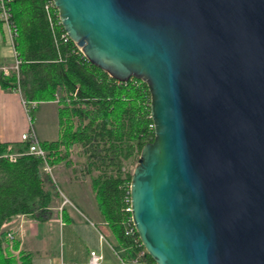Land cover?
<instances>
[{
	"label": "water",
	"instance_id": "obj_1",
	"mask_svg": "<svg viewBox=\"0 0 264 264\" xmlns=\"http://www.w3.org/2000/svg\"><path fill=\"white\" fill-rule=\"evenodd\" d=\"M84 56L144 81L130 183L156 264H264V0H53Z\"/></svg>",
	"mask_w": 264,
	"mask_h": 264
},
{
	"label": "trees",
	"instance_id": "obj_2",
	"mask_svg": "<svg viewBox=\"0 0 264 264\" xmlns=\"http://www.w3.org/2000/svg\"><path fill=\"white\" fill-rule=\"evenodd\" d=\"M45 1L10 0L9 5L18 31L15 48L21 60L23 95L59 104V136L40 140L48 151V161L52 165L78 163L90 181L100 217L118 246L125 249L122 257L144 249L142 260L156 264L140 239L125 234L123 223L130 215L126 207L132 176L122 170L123 165L138 157L144 144L154 139L148 86L137 78L127 82L115 79L90 62L75 42L62 38L65 29L57 24V18L54 26L50 25ZM0 85L17 88L16 72H1ZM13 143L20 149L29 145L0 141V154ZM74 150L78 158L73 161ZM58 194V184L44 170L42 158L23 154L13 162L0 157V264H33L30 252L13 253L10 246L18 249L19 242L3 225L17 214L48 218L52 198Z\"/></svg>",
	"mask_w": 264,
	"mask_h": 264
},
{
	"label": "crops",
	"instance_id": "obj_3",
	"mask_svg": "<svg viewBox=\"0 0 264 264\" xmlns=\"http://www.w3.org/2000/svg\"><path fill=\"white\" fill-rule=\"evenodd\" d=\"M14 59L10 39L0 21V67H11ZM13 71L10 69V73ZM23 98V93L17 88L5 89L0 85V141L19 142L21 134L29 129L30 114L22 102ZM40 104L47 105L45 110L41 106L39 108L46 121L49 113L52 116L56 114L57 124L55 130L53 124L50 127L46 124L44 129H36L38 136L40 140H55L59 136V104L55 100L41 101L36 107ZM77 158L76 155L72 160ZM81 176L86 180H62L64 189L58 185L59 194L52 198L48 218L17 214L3 225L13 234V239L19 242L18 249L10 246L15 255L20 250L28 251L32 254L33 264H91L90 251L96 250L104 255L99 264H120L125 249L118 246L113 232L100 217L89 179L84 174ZM99 231L105 234L106 241L101 242ZM133 256L124 259L133 264L130 262ZM140 264L150 263L142 260Z\"/></svg>",
	"mask_w": 264,
	"mask_h": 264
},
{
	"label": "built area",
	"instance_id": "obj_4",
	"mask_svg": "<svg viewBox=\"0 0 264 264\" xmlns=\"http://www.w3.org/2000/svg\"><path fill=\"white\" fill-rule=\"evenodd\" d=\"M44 8H46V14L48 16L50 25L52 27L54 26L56 18H57V24H61V21L59 18V13H58V10H57L53 0H46L45 4H44ZM0 21L2 22V24L5 27V31L9 37V39H10V42H11V45L13 48V53L15 56L14 63L11 65V67L1 66L0 69L6 75L10 73V69H13L16 72L17 76L19 77V71H18L19 70V64H18L19 59L17 57V51L15 48V41H14V35L16 34V25L12 20L11 8L7 7L2 2H0ZM61 36L64 40L71 39L66 31L62 32ZM78 48H80V47L78 46ZM80 50H81V48H80ZM133 78H135V77H132V79ZM137 79H135V82ZM22 102L26 108V111L29 112L28 101L25 98H23ZM34 103L37 104V102H34ZM28 115H29V113H28ZM29 118H30V127L27 131H25L21 134V140L23 142H29L27 150L22 151V152L21 151H14L9 146L7 152H5L4 154H0V157L4 156L8 160L14 162L23 154H33V155H36L37 157L42 158V160L44 162V170L46 172H48L49 174H52V167H51L52 165L48 161V152L42 146L40 139L38 138L36 130L34 129V126L32 124V121H31L32 118L30 115H29ZM128 201H129V204L126 207V210L130 211V215L123 222L124 223V230H125L126 235L133 236L134 240L137 241L138 239H140V237L138 235V232L136 230L135 224H134L133 219H132L130 197L128 198ZM136 233H137V236H136ZM8 235L10 237H13L11 232H8ZM99 238H100L101 242L104 240L105 241L107 240L105 234L101 231H99ZM144 253H145L144 249L138 251L136 253V255H134L132 257L130 262L133 264H140L142 262ZM103 258H104V255L101 252H98L96 250H91L89 263L99 264L103 260ZM62 264H80V263L76 262V263H62ZM120 264H129V262H128V260L120 257Z\"/></svg>",
	"mask_w": 264,
	"mask_h": 264
},
{
	"label": "rangeland",
	"instance_id": "obj_5",
	"mask_svg": "<svg viewBox=\"0 0 264 264\" xmlns=\"http://www.w3.org/2000/svg\"><path fill=\"white\" fill-rule=\"evenodd\" d=\"M17 27H16V34L14 35V41L16 43V36H17ZM17 51V50H16ZM18 57V56H17ZM19 59V58H18ZM20 62L21 60L19 59V67H20ZM20 70V69H19ZM18 70V71H19ZM19 77H18V86H17V89L22 92L21 88H20V85H19ZM24 98L28 101V107H29V114L30 116L32 117V124H34L33 126L35 127V130L37 129H44L46 124L50 127L52 124L54 126V130H55V126L57 124V118H56V114H53V116L49 113L48 114V119L46 121V117L44 116V114L42 115L41 114V111H39V108L41 106V108H43V110L46 109V106L47 105H42L40 104L39 106L36 107L37 104H35L34 102H37L36 100H29L25 97L24 95ZM38 103V102H37ZM35 104V105H34ZM44 113V111H43ZM37 133V131H36ZM38 135V133H37ZM38 138L40 139V137L38 136ZM22 141V140H21ZM11 147L12 150L14 151H26L27 148L25 149H20L19 146H14V144H9L8 147ZM8 150V148H7ZM7 150L5 152H7ZM4 152V153H5ZM48 152V151H47ZM141 152V151H140ZM3 153V154H4ZM76 151L74 150L72 152V157L70 158H73L75 159L76 158ZM140 156V154H139ZM139 156L138 157H134V158H131L130 160H128L125 165H123V168L122 170L126 173V172H130L132 174L135 166L138 164L139 162ZM72 160V159H71ZM74 161V160H73ZM51 164V163H50ZM52 165V164H51ZM52 178L54 180H57V183L58 185L61 186L62 189H64V183L62 182V180H86V179H82L83 176H81V166L77 165L75 162H72L71 164H65L64 162L58 164V165H52ZM109 239H111V237H109Z\"/></svg>",
	"mask_w": 264,
	"mask_h": 264
},
{
	"label": "bare ground",
	"instance_id": "obj_6",
	"mask_svg": "<svg viewBox=\"0 0 264 264\" xmlns=\"http://www.w3.org/2000/svg\"><path fill=\"white\" fill-rule=\"evenodd\" d=\"M0 2H2L4 5H6L7 7L11 8V6L9 5L10 0H0ZM46 9V8H45ZM125 82V81H124Z\"/></svg>",
	"mask_w": 264,
	"mask_h": 264
}]
</instances>
